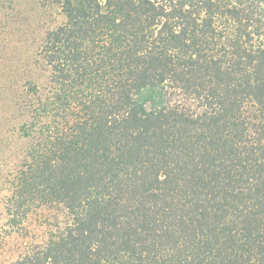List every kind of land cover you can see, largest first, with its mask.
<instances>
[{"label": "trees", "instance_id": "trees-1", "mask_svg": "<svg viewBox=\"0 0 264 264\" xmlns=\"http://www.w3.org/2000/svg\"><path fill=\"white\" fill-rule=\"evenodd\" d=\"M53 2L9 214L68 221L13 264H264V0Z\"/></svg>", "mask_w": 264, "mask_h": 264}, {"label": "rangeland", "instance_id": "rangeland-1", "mask_svg": "<svg viewBox=\"0 0 264 264\" xmlns=\"http://www.w3.org/2000/svg\"><path fill=\"white\" fill-rule=\"evenodd\" d=\"M53 0L0 1V264H13L34 246H44L65 228L68 216L58 204L42 205L13 227V178L31 140L23 138L17 98L30 84L46 86L49 70L40 48L49 29L63 22Z\"/></svg>", "mask_w": 264, "mask_h": 264}]
</instances>
